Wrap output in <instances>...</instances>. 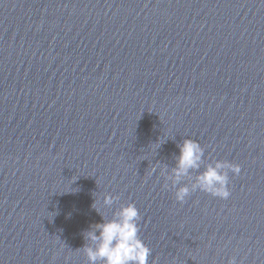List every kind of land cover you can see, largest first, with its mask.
<instances>
[{
  "label": "water",
  "instance_id": "95a60500",
  "mask_svg": "<svg viewBox=\"0 0 264 264\" xmlns=\"http://www.w3.org/2000/svg\"><path fill=\"white\" fill-rule=\"evenodd\" d=\"M130 202L149 264H264V0H0V264H89Z\"/></svg>",
  "mask_w": 264,
  "mask_h": 264
},
{
  "label": "clouds",
  "instance_id": "9594fccd",
  "mask_svg": "<svg viewBox=\"0 0 264 264\" xmlns=\"http://www.w3.org/2000/svg\"><path fill=\"white\" fill-rule=\"evenodd\" d=\"M161 141L157 142V145ZM180 152L177 165L174 169L173 184L189 174L191 169H199L204 156V148L197 140L186 138L179 145ZM229 171L234 174L241 172V165L231 161L217 160L215 164H208L205 170L196 177V181L190 189L187 185L177 188L175 198L179 202H185L190 191L200 188L223 199L231 195L229 188ZM104 204H112V195H105ZM94 207L96 202H94ZM141 214L135 202L123 205L111 219L96 224L87 233L93 245L84 248L89 264H149L148 257L152 249L140 237ZM97 230L99 235H97ZM229 264H237L232 257Z\"/></svg>",
  "mask_w": 264,
  "mask_h": 264
}]
</instances>
